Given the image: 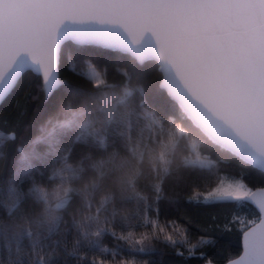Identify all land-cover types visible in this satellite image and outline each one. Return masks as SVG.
<instances>
[{"label": "snow or ice", "instance_id": "6c2138e0", "mask_svg": "<svg viewBox=\"0 0 264 264\" xmlns=\"http://www.w3.org/2000/svg\"><path fill=\"white\" fill-rule=\"evenodd\" d=\"M66 42L126 54L115 69L123 79L110 82L91 61L81 73L90 87L61 78L62 59L71 66L79 55ZM146 61L160 76L141 83L136 69ZM28 72L47 119L25 129L11 167L0 170V264H104L87 252L148 254L153 241L187 245L176 255L193 257L212 241L190 243L175 221L160 224L161 203L181 199L254 204L258 223L230 221L241 225L243 254L228 264H264V187L253 191L244 174L229 190L189 184L214 165L200 142L264 173V0H0V99ZM162 89L172 102H161ZM16 140L15 129L0 132V159ZM141 227L151 231L137 237Z\"/></svg>", "mask_w": 264, "mask_h": 264}, {"label": "trees", "instance_id": "16d2710c", "mask_svg": "<svg viewBox=\"0 0 264 264\" xmlns=\"http://www.w3.org/2000/svg\"><path fill=\"white\" fill-rule=\"evenodd\" d=\"M63 48L65 52L68 49L77 50L79 55L74 58V63L71 66L66 58L62 59L60 63L61 78H66L69 82L85 88L90 87L87 76L81 75V73L88 71V65L85 61H91L98 71L107 70V78L110 82H118L123 77L115 69L124 67L130 60V57L126 54L92 45H75L68 42ZM157 69L158 64L154 61H146L142 65L138 64L136 70L143 77L141 83L149 80L155 81L160 76ZM38 83L37 77L31 72L26 73L19 81L18 86L0 104V132L8 133L15 129L17 135L15 143L9 142L7 145V158L0 159V170L6 171L11 167L15 156V144H18L20 138L25 136V129L35 131L30 127L34 120L39 118L40 122L43 123L47 119V116L40 118L38 115V110L44 99L42 93H37L36 85ZM130 84L135 86L137 84L136 79L133 78ZM161 92V102H172L165 90L162 89ZM36 95H39V99L33 100L32 97ZM147 102L149 105L155 103L151 96L147 98ZM52 114V112H49L48 115ZM197 147L202 155L214 161V165L210 171L197 172L191 177L189 184L196 186L195 191H211L224 179L238 180L241 178V174H244V182L252 189L264 187V173L241 163L235 156L219 149L211 142H200ZM76 156L77 153H73V159ZM37 179L40 180L41 177L37 175ZM177 191L183 193V195H188L192 189L182 186ZM152 215L154 218V214ZM234 216L241 221L245 218L247 220H259V212L250 203H246L241 209L234 202L208 206H195L185 203L183 199L179 204L162 202L159 217L161 225L175 221L176 227L179 228L181 233L187 235L190 243H195L200 237L208 238L212 243L200 245L196 249V255L187 258L176 255L177 250L186 253L187 245L177 244L172 246L160 241L152 242L148 254L132 255L125 250L115 258L112 255L102 254L98 251L87 252V256L90 259L103 260L104 264H133V262L134 264H205L209 261L224 264L239 256L242 252V232L239 231L241 225L230 223ZM226 224L228 230L224 228ZM117 231H120L118 226ZM150 231L151 229L141 227L135 229V234L138 237L140 233ZM166 234H172L174 238L179 236V233L174 231L173 227H166ZM68 241L69 250H71L72 237H69ZM116 243L111 237H105L102 246L107 245L111 249ZM124 247L126 248V246ZM200 253L205 255L201 257ZM68 264H78V262L69 259Z\"/></svg>", "mask_w": 264, "mask_h": 264}, {"label": "water", "instance_id": "95a60500", "mask_svg": "<svg viewBox=\"0 0 264 264\" xmlns=\"http://www.w3.org/2000/svg\"><path fill=\"white\" fill-rule=\"evenodd\" d=\"M66 43H68V42H66ZM92 46H97V47H101V48H104L103 46H99V45H92ZM62 47H64V45L62 46ZM104 49H109V48H104ZM109 50H113V51H116V50H114V49H109ZM59 74H60V69H59ZM166 91V90H165ZM12 93V92H11ZM10 93V94H11ZM167 93V92H166ZM9 94V95H10ZM9 95H7L5 98H3V99H0V104L9 96ZM262 188V187H261ZM259 188H256V189H253V191H257ZM250 203V202H249ZM251 205H253L256 209H257V211L259 212V210H258V208L254 205V204H252V203H250ZM259 222V220L257 221V223ZM252 227H255V225H252ZM243 254V234H242V252H241V254L240 255H242ZM239 255V256H240ZM239 256H237V257H235L234 259H231V260H235V259H238L239 258ZM205 264H208V262H206ZM212 264H216V263H213L212 262ZM224 264H228V262H226V263H224Z\"/></svg>", "mask_w": 264, "mask_h": 264}, {"label": "rangeland", "instance_id": "374dc122", "mask_svg": "<svg viewBox=\"0 0 264 264\" xmlns=\"http://www.w3.org/2000/svg\"><path fill=\"white\" fill-rule=\"evenodd\" d=\"M235 181L236 180H232V179H224L217 187L220 188L221 190H229L230 188L236 187Z\"/></svg>", "mask_w": 264, "mask_h": 264}]
</instances>
